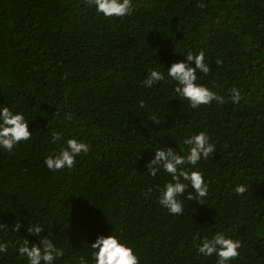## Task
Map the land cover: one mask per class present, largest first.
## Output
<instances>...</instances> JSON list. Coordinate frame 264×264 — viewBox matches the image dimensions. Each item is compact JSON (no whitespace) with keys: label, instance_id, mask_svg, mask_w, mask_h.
I'll return each mask as SVG.
<instances>
[{"label":"trees","instance_id":"16d2710c","mask_svg":"<svg viewBox=\"0 0 264 264\" xmlns=\"http://www.w3.org/2000/svg\"><path fill=\"white\" fill-rule=\"evenodd\" d=\"M199 2L132 0L130 16L106 18L83 0H0V107L22 112L32 132L12 153L0 149V222L9 225L0 242L14 245L0 253V264H27L15 246L24 238L38 243L26 231L32 223L64 249L56 264H76L98 235L111 232L141 264H215L197 253L193 235L217 231L242 241L229 264H264V0H203V9ZM200 49L211 72L197 73L198 83L224 104L191 109L174 82L142 85L149 69L167 75ZM233 86L243 93L237 104L228 99ZM201 130L216 145L195 166L209 197L185 200L177 217L155 192L144 198L147 187L170 179L163 171L147 176L146 162L160 147L185 154L183 139ZM53 131L90 145L74 169L46 168L45 157L64 144L51 141ZM237 184L249 191L236 195ZM15 220L18 233L10 231Z\"/></svg>","mask_w":264,"mask_h":264},{"label":"clouds","instance_id":"9594fccd","mask_svg":"<svg viewBox=\"0 0 264 264\" xmlns=\"http://www.w3.org/2000/svg\"><path fill=\"white\" fill-rule=\"evenodd\" d=\"M89 8L95 9L97 13L106 18H123L130 16L133 12L132 0H83ZM203 9L206 7L203 0L197 4ZM183 61L174 62L164 72L149 69L146 78L141 82L145 88H152L159 82H174L173 91L179 97L188 101L191 109H198L202 106H209L215 101L217 104H224L225 98L213 91L207 85L198 83L197 73L207 76L211 72V67L207 62L204 49L198 51H188ZM217 66H223V61L215 59ZM216 87L213 84V88ZM228 99L232 104H237L243 99L242 90L233 86L228 90ZM139 107L144 108L145 102L141 100ZM59 111L53 116H59ZM64 119L71 121L72 113H64ZM150 121L159 124V119L152 115ZM29 119L20 111H14L8 106L0 107V149L8 153L21 142L32 139V132L28 128ZM64 140L63 131H53L51 141L60 145ZM183 144L187 146L185 154H181L177 149L171 147H160L155 150L154 158L146 162L149 177H156L161 171L166 173L170 179L162 186L155 185L147 187L142 193L145 199L150 198L153 193L157 194L158 203L165 208L169 214L181 216L185 209L184 201H195L204 204V200L209 197V183L205 181L203 170L195 167L201 160H208L216 151V145L211 141L207 131L201 130L183 139ZM90 145L84 140L71 137L64 140V144L57 149H53L44 159L46 168L55 173L65 169H74L77 164V157L87 154ZM185 166H192L188 170ZM234 193L243 196L249 191L246 184H237ZM21 229L19 220H15L10 228L11 232L18 233ZM0 230L8 231L9 225L0 222ZM44 227L40 223L28 225L26 231L29 235L36 236L38 243L30 244L24 238L16 247L19 257L26 258L27 264H56V261L64 256V249L58 247L50 235L40 236ZM199 240L196 245L198 254L204 257H215V264H229L240 256V249L243 247L240 239H233L226 233L217 231L211 237L201 236L195 233L193 241ZM9 242H0V253L7 254ZM91 252L88 257L81 255L77 258L76 264H141L140 257L133 251L129 242L122 240L119 233L108 235H98L90 245Z\"/></svg>","mask_w":264,"mask_h":264}]
</instances>
